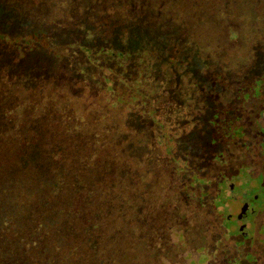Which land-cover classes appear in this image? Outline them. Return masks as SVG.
Returning <instances> with one entry per match:
<instances>
[{
    "label": "rangeland",
    "instance_id": "obj_1",
    "mask_svg": "<svg viewBox=\"0 0 264 264\" xmlns=\"http://www.w3.org/2000/svg\"><path fill=\"white\" fill-rule=\"evenodd\" d=\"M1 2L16 17L24 18L23 22L32 27L39 41L47 46L63 43L60 54L67 60L54 64L36 44L26 43L27 47L25 42L22 45H0L1 139H12L16 135L36 138L38 143L43 139L47 148L64 149L66 158H70L73 153L85 155L95 163L96 169L93 171L94 175H91L95 178L96 187L104 184L105 187L110 185L109 191L113 188L122 189L120 195L125 202L121 207L122 211L126 208L127 200H138L133 212L134 222L137 224L132 223L134 231L143 232V235L150 233L149 247L152 243L159 247V251L148 252L154 259H139L138 264H255L252 262L255 255L259 256L260 264H264V189L257 187L259 180L264 178V168H259L262 165L257 166L253 161L257 155H264V144L258 143L264 139V134H261L264 131V105L255 102L258 93L262 95L264 92L258 88V83L252 88L257 78H264V0H192L191 3L198 6L197 15L195 17L189 14L187 19H183L182 31L178 33V37L173 33L175 24L169 22L172 10L179 7L177 4L172 5V0ZM162 6L167 8V20L159 18L161 11L158 9ZM186 6L189 5L182 3L180 9H185ZM138 14L146 17L150 27L157 26L166 34L173 33L180 44L185 41L187 44L189 35L196 50L200 49L199 52L208 56L216 54L212 76L220 85L218 94L211 92L206 95V99H201L191 80L169 68L165 73L160 70V73H155V84L159 81L166 82L162 92L145 78L138 84L142 95L138 98L127 86L134 75L129 70L112 72L103 83L101 74L96 76L100 80L97 84L82 82L81 75L78 79V73H87L90 77L94 73L89 68L90 60V64H87L85 59L92 52H100L101 49L93 47L97 43L102 44L98 37L119 39L123 36L118 30L124 28L116 24L117 34H114L113 29L108 26L109 20L114 26L113 20ZM18 25L19 23L16 27L17 34L20 31ZM88 27L93 28L90 29L91 33L87 32ZM94 29H97V33H94ZM12 36L17 35L13 33ZM69 36L71 37L68 38ZM69 40L80 49L83 48L85 55L78 48L66 47ZM115 44V41H107L103 47L109 50ZM53 47L49 48L54 50ZM84 65L85 71L81 69ZM224 66L226 68L222 70ZM64 68L66 73L60 70ZM22 81L29 82H25L24 86ZM123 88L125 90H121ZM250 88L253 95H248L247 90ZM151 89L154 101L146 97ZM99 101L102 102L98 103ZM111 104L117 105L122 114L126 112L127 117L121 123L128 129L127 135L121 136L118 130V136H110L119 128L118 120L115 117L109 118L112 114L106 105ZM184 106H187L186 110ZM166 124L169 129L163 130ZM165 132L172 135L170 141L163 138ZM129 136L136 137V143H125ZM99 143L105 146L103 163L110 168L106 176L97 170L99 161L92 157ZM20 145L23 148L20 152L23 159L28 158L29 161L35 156L39 157L32 144L26 149L23 144ZM16 149H19V142L13 145V150L17 151ZM126 152L140 162L142 167L139 171L146 167L145 172H137L139 178L136 181L130 179L131 176L122 168L123 163L119 160L120 155H125ZM7 154L6 164L0 165L2 168L16 164L15 159L9 158L12 153ZM65 167L70 171L73 169L69 160ZM24 170H27L26 166ZM27 172L29 173L28 170ZM72 173L69 180L74 176ZM154 180L164 184L166 188L151 189ZM231 185L236 192L230 190ZM11 187L14 189L17 185L14 183ZM13 192L16 193V190ZM241 194L247 197L244 198L246 200L251 195H258L257 200L252 197L250 201L252 204L256 202V212L248 216V222L237 220V215L243 208ZM167 197L170 200L174 198L170 203L175 202L177 205L173 213L179 219L185 213L178 203L185 204V209L190 214L197 212L200 219L205 215L201 213L203 208L206 214L211 213V204V208L217 213L214 217L221 230L214 233V230L209 231L207 227L206 232L210 238L200 234L199 248L168 257V254H174L178 250L179 247L173 245L181 242L186 231L185 224L178 221L172 227L165 228L162 233L159 214L154 215V212L160 211L157 207L164 205ZM7 199L13 200L11 196H7ZM92 201L95 204L92 211L96 208L105 209L97 198ZM116 213L109 206L104 213L97 214L98 216L94 214L89 222L96 223V226L91 231L96 234L103 230L105 222L110 225L111 217ZM227 218L229 226H224ZM83 222L85 220L72 218V229L66 232L64 242L57 249L49 247V251H37L33 247L26 250L31 253L32 262L92 264L93 258L102 250L99 245L94 249L90 243L86 244V236L82 234ZM243 223L245 230L250 224V238L238 235L239 226ZM199 226V221H192L191 227L200 231ZM92 232L87 237L92 236ZM129 232H133L131 228L121 227L114 233L122 235ZM207 239L212 240V243L207 244ZM166 241L172 247H169L167 255L163 252L168 246H162ZM190 241L192 240L188 237L185 243ZM106 251L103 250L102 253L106 254ZM107 254L109 258L110 255ZM0 264L14 263L7 258L1 260Z\"/></svg>",
    "mask_w": 264,
    "mask_h": 264
},
{
    "label": "trees",
    "instance_id": "obj_2",
    "mask_svg": "<svg viewBox=\"0 0 264 264\" xmlns=\"http://www.w3.org/2000/svg\"><path fill=\"white\" fill-rule=\"evenodd\" d=\"M127 1L132 2V0ZM191 1L192 0H172V5H179L178 8L172 10L173 14L169 17V22L175 24L176 28H174L173 33L177 37L178 33L182 31L183 19H187L189 14L195 17L197 15L196 9L198 6L191 3ZM182 3H187L189 6H186L185 9H180ZM4 5L6 6V4ZM166 9L165 6L158 9L161 11L159 18L162 20L166 19ZM113 21L114 26L111 23V19L108 22V26L113 29L114 34H117L115 31L116 24L122 26L124 28L123 30H117L121 31V35L123 36L119 39L115 37H104L101 39L98 37L102 44L97 43L95 46L91 43H86L92 45L95 49L99 48L101 50L100 52H92L90 55L86 56L85 60L87 64L91 63L89 68L94 70V73L92 77L87 73H78L77 77L80 79L79 77L81 75L82 82H92L97 84L100 80L99 78H96V76L101 74V83H103L107 78V75L112 72L129 70L134 75L132 79L127 82V86L129 89H132L134 96L138 98L142 97L139 92V82H143L146 78L148 79L149 84H155V73H160L159 70L165 73L166 69L169 68L176 70L180 75L191 80V84L198 90L201 99L202 97H205L206 99V95L211 92L218 94L220 85L212 76V69L214 67V62L216 63L217 56L216 54L208 56L199 52L200 49L196 50L194 48L196 46L191 43L189 35L187 38L188 43L185 44V41L183 42L184 44H180L176 39L177 37L175 38L172 35L173 33L166 34L157 26L150 27V23L146 17L144 15L141 17L140 14H138V16L130 15L127 16V18L125 16L124 18L120 17V19L117 18ZM124 25H127V27L125 28ZM90 29L93 28L88 27V29H86L88 33H91ZM97 29L93 30L94 33H97ZM99 29L102 28L100 27ZM103 29L106 31L105 27ZM107 32H109V30H107ZM33 35V41L27 43L30 45L36 44L38 47H41V51H43V53L45 52L54 64H61L66 60L62 58L60 54V51L63 50V43H54L52 44L54 47L52 45L47 46L43 41L37 39L35 33H33ZM70 37L71 36L68 38ZM107 41L112 43L115 41V47L109 50L104 49L103 46H106ZM68 42L69 43L66 47L69 46L68 48L70 49L78 48L84 53L83 55H85L86 52L83 48L80 49V47L76 46L72 40H69ZM11 44L15 43L12 42L9 45L11 46ZM26 45L27 44L25 43V46ZM49 47H53L54 50ZM51 49L52 51H50ZM223 56L228 57L227 55ZM88 60H90V63ZM149 62L152 63L150 64ZM54 68H56L55 65ZM85 68L86 65L82 66L81 69L85 71ZM116 68L120 69L117 70ZM222 68V70H224L226 67L224 66ZM65 69L66 68L60 70L61 72L64 71V73H66ZM71 73L73 74L72 71ZM25 82L27 83L29 81ZM25 82L22 81L24 86L26 84ZM165 83L166 82L159 81L155 84V87L162 92ZM257 83L258 88L260 87V89L263 90L262 92H264V78H257L252 88H255ZM252 88L247 90L248 95H253V92H251ZM121 90H125V88ZM117 91L119 92L120 90L118 89ZM151 93L152 89L148 92L146 96L147 99H153ZM101 102L102 101H99L98 103ZM255 102L264 105V93L262 95H259L258 93ZM106 107H108L107 110L112 114L109 118L111 119L115 117V119L118 120L117 122L119 126V128L113 131L110 136H118L116 134V131L118 130H120L119 134L121 136L127 135L128 129L124 128V124L121 123L127 117L126 112L125 114H122L117 105L114 106L111 104L106 105ZM186 107L187 106H184V110H186ZM238 122L241 123L239 119ZM167 127V124L163 126V130ZM244 128L242 130H245ZM168 129L169 128H167V130ZM18 136L20 135H16L12 139L7 137L5 140L0 138V165L6 164L7 153L9 152L12 153V156L9 155V158L12 157L16 160V164H11L9 167L2 168L0 166V261L8 258L14 264H38L32 262L33 260L30 256L31 253L26 252V250L32 249L33 247L37 251H49V247L56 249L59 248L61 246L60 243L64 242L66 232L72 229V218L85 220V222H83L84 224H82V234L86 236L84 240L87 245L90 243L94 249L99 245V248H101L100 250H107L106 254L99 251L100 256H95L91 261L92 264H138L139 259H154V257L149 255L148 252L150 250L157 251L159 247H156L154 243L149 247L151 243L149 240L150 233H144V235L142 234L143 232L136 233L132 226V223L133 225H137L136 221L134 222L135 214H133V212L137 208V205L135 204L138 200L136 201L134 198L127 200L126 208L122 211L121 207L125 205L124 198L120 195L122 189L117 190V188H111L112 190L109 191L110 185L105 187L104 184H100L96 187L95 178L91 175L96 169L94 168L95 163L90 158L89 161L85 155H73L74 153L71 154L70 158H66L64 149H56L52 147L47 148L48 145L44 143L43 139L41 143H38L36 138H22ZM170 137H172V135H170L169 132H165L163 138H167V141H170ZM135 140L138 139L129 136L126 138L125 143H136ZM16 142H19V149L14 151L13 145ZM20 144H23L25 149L32 144L34 151H36L39 157L37 158L35 156L34 159L29 161L28 158L23 159V156L20 154L23 148ZM257 147L259 148L258 145ZM104 149L105 146H101L99 143V146L93 152L92 157L96 161H99V163L96 162L98 163L97 165H99L97 166V170L106 176L109 174L110 168L108 164L103 163L102 158L104 156ZM261 155L262 154H259L253 161L257 166L262 165V167L259 168H264V155ZM68 160L70 167L73 168L71 171L65 167ZM119 160L123 163L122 168H124L127 174L131 176V180L133 179L136 181L139 178L137 172L146 171V167L144 166V169L139 171L142 167L140 162H138L137 159L132 158L127 152L125 155H120ZM25 166L29 173L27 170H24ZM71 172H73L72 174H74V176L72 175L73 178L69 180ZM14 183L17 185L18 191L16 187L12 189L11 185ZM164 188H166V186L157 180H154L151 184V189L153 190H163ZM13 190H16V193H14ZM7 196H11L13 200H8ZM180 197L182 198L181 195ZM93 198H97V201L100 204L103 203L105 209L101 210L96 208L93 210L96 212H93L91 210V208L95 206L92 201ZM164 200L165 204H160L157 207L160 208V211L157 210V213L154 212V215L159 214L158 220L162 225V233L165 228L172 227L174 223L178 221L185 224L184 229L186 231L181 242L173 245L179 247L174 254H166L169 247H171L167 245V241L162 244V246H168L163 252L168 257H175L185 250L199 248V246H201V244L198 243L200 234L204 235L206 238H210V235L206 232L207 227L209 231L214 230V233H218L217 231H219V229L221 230L214 217L217 216V213L211 208V204H209L211 213L206 214L205 208H203L201 213L205 215L200 219L197 217V212L190 214V212L185 209V204L178 203V205L183 207V212L185 213L183 218L179 219L175 216V213H173L174 210L177 209L175 208L177 205L175 202L173 204L170 203L174 198L170 200V198L167 197ZM109 206H111L113 211H117L116 215L111 217V224L107 225V222H105L103 230L97 231L96 234L93 233L91 229L96 226V223H90L89 221L94 214L97 215L104 213L106 207ZM127 209L128 211L126 212ZM108 219H110V217H108ZM195 220L200 222V231L191 227L192 221ZM228 221L229 219L227 218L224 226H229ZM96 222L98 223L97 220ZM121 227L131 228L133 232L124 233L122 235L118 233L116 235L114 232ZM91 232L93 233L92 236L87 237ZM52 236H55V238ZM135 236H137V238ZM188 237L192 241L186 244L185 241ZM206 242L207 244H210L212 243V240L209 241V239H207ZM107 253L110 255L109 258ZM60 261H62V259Z\"/></svg>",
    "mask_w": 264,
    "mask_h": 264
},
{
    "label": "water",
    "instance_id": "obj_3",
    "mask_svg": "<svg viewBox=\"0 0 264 264\" xmlns=\"http://www.w3.org/2000/svg\"><path fill=\"white\" fill-rule=\"evenodd\" d=\"M23 21L24 18L16 17L0 1V45L1 46L5 47L12 42L22 45V43L24 42L29 43L33 41L34 35L31 29L32 27L27 22L24 23ZM17 23H19L18 27L20 30L18 31V34L16 29ZM13 33H15L17 36L16 37L12 36ZM246 208L247 206L244 205V207L241 209V213L239 214L238 218H241L242 214L245 213Z\"/></svg>",
    "mask_w": 264,
    "mask_h": 264
},
{
    "label": "flooded vegetation",
    "instance_id": "obj_4",
    "mask_svg": "<svg viewBox=\"0 0 264 264\" xmlns=\"http://www.w3.org/2000/svg\"><path fill=\"white\" fill-rule=\"evenodd\" d=\"M257 122H259V121L257 120ZM261 134L263 135L264 131L261 132ZM258 143H260V145L264 144V139L259 141ZM257 157H258V155H257ZM257 187H260V189H262V190L264 189V178H261L259 180V182L257 184ZM230 190L236 192V189L232 185L230 186ZM244 196H245L244 194H243V196L241 194V199L243 200V207H244V205H246L247 208H246L245 213L242 214L241 218H238L239 215H237V220L240 221V222H243V221H247L248 222V219H247L248 216L251 215V214H254L256 212L255 209H254V205H256V202L252 204L250 201L252 200V197H253L254 200H257L258 199V195H251V198L248 199V200L244 199V198H247V197H244ZM262 222H263V226H264V220ZM244 226H245L244 223L241 226H239L238 235L245 236L246 238H250L249 237V233H248L250 224L248 223V228H246L247 230H245ZM249 252H250V250H249ZM252 262L255 263V264H260L259 256L255 255V258L252 260Z\"/></svg>",
    "mask_w": 264,
    "mask_h": 264
}]
</instances>
